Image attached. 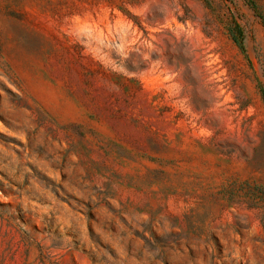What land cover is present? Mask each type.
I'll use <instances>...</instances> for the list:
<instances>
[{
	"label": "rangeland",
	"instance_id": "obj_1",
	"mask_svg": "<svg viewBox=\"0 0 264 264\" xmlns=\"http://www.w3.org/2000/svg\"><path fill=\"white\" fill-rule=\"evenodd\" d=\"M0 264H264V0H0Z\"/></svg>",
	"mask_w": 264,
	"mask_h": 264
}]
</instances>
